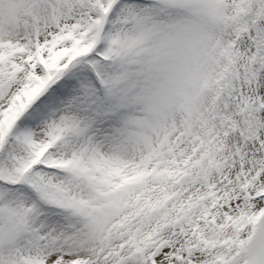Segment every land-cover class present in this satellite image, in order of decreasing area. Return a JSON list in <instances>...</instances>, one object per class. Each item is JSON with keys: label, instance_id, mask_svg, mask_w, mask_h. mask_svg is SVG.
<instances>
[{"label": "snow or ice", "instance_id": "6c2138e0", "mask_svg": "<svg viewBox=\"0 0 264 264\" xmlns=\"http://www.w3.org/2000/svg\"><path fill=\"white\" fill-rule=\"evenodd\" d=\"M0 264H264V0H0Z\"/></svg>", "mask_w": 264, "mask_h": 264}]
</instances>
